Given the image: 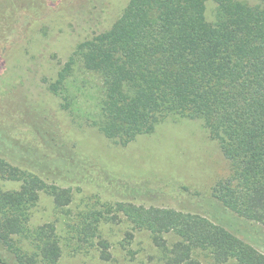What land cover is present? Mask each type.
<instances>
[{
    "label": "rangeland",
    "instance_id": "1",
    "mask_svg": "<svg viewBox=\"0 0 264 264\" xmlns=\"http://www.w3.org/2000/svg\"><path fill=\"white\" fill-rule=\"evenodd\" d=\"M128 2L0 0V157L19 173L0 177V215L23 225L0 237V264H19L18 251L31 262L50 244L59 246L55 264L209 260L204 250L184 256L186 239L167 218L156 232L140 228L129 208L147 217L151 207L203 217L264 255V185L241 188L217 128L203 117L172 113L150 132L129 134L92 105L89 94L102 83L96 73L78 68L51 89L77 46L108 30ZM216 7L207 0L209 20ZM190 222L194 232L204 224Z\"/></svg>",
    "mask_w": 264,
    "mask_h": 264
},
{
    "label": "trees",
    "instance_id": "2",
    "mask_svg": "<svg viewBox=\"0 0 264 264\" xmlns=\"http://www.w3.org/2000/svg\"><path fill=\"white\" fill-rule=\"evenodd\" d=\"M215 1V19L209 20L207 0H129L108 30L77 46L50 87L57 92L78 68L96 73L102 83L89 94L92 105L129 134L136 128L150 132L172 113L203 117L211 130L217 128L241 188L252 189L256 182L264 185V0ZM8 176L19 173L0 157V177ZM9 195L22 198L24 192ZM129 210L140 228L153 232L167 218L168 227L186 239L179 243L184 256L209 252L205 262L196 255L164 264H264V255L203 217L158 207L143 211L147 217ZM4 217L0 237L7 241L5 230L23 225L15 215ZM192 218L204 223L195 232ZM190 228L197 239L189 238ZM17 256L19 264H55L60 252L50 244L39 246L31 262L21 251Z\"/></svg>",
    "mask_w": 264,
    "mask_h": 264
}]
</instances>
